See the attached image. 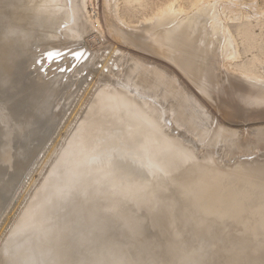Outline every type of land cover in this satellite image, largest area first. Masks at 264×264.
I'll list each match as a JSON object with an SVG mask.
<instances>
[{
    "label": "bare ground",
    "instance_id": "1",
    "mask_svg": "<svg viewBox=\"0 0 264 264\" xmlns=\"http://www.w3.org/2000/svg\"><path fill=\"white\" fill-rule=\"evenodd\" d=\"M98 2L101 13L100 17L102 19L100 21L102 25L100 26L105 27L102 30L104 29V33L112 38V40L114 39L113 41L109 40L105 34L103 36L102 32L97 29H95L97 30L95 33L92 32V29L94 30V17L88 14L86 10L87 0H0V189L5 190L6 187H11L16 183L20 170H23L27 166L36 149L41 147L43 140L48 136L50 127L55 123V119L59 118L51 110L52 103H54L53 99L56 96H60L59 91L62 90L63 86L76 84L78 85V90L81 88V84H85V80L90 78L83 92H80L84 94L80 97L81 99L79 98L78 105L75 104L77 109L73 108L75 112L72 113L80 110L78 115L80 119L76 117L79 119V122L76 124L74 121L76 125L73 128L71 136L68 137L64 147L58 148L55 160L53 158L52 165H49L50 169L48 173L35 190L36 199L35 195L32 196L34 201L33 198H30L32 202L30 205L28 203L29 209L26 210L29 212H27V215L24 213L26 217L20 215L21 217H18L20 221L14 219V223L16 221V225L20 224L19 226L21 227L18 226V228L16 225H14L15 228L12 227L14 229L18 228L16 229L17 232L9 228L11 229L8 230L9 235L15 232L17 234L15 233L16 236L14 234V238L13 235L9 236V239L5 242L6 244L4 243V246H2L1 250L3 253H1L2 256L0 254V264H61L58 246L61 242L59 231L67 219H74L75 221L78 219L79 221L74 224V228H72L69 234L83 235L88 232L90 236L91 230L96 228L99 219L106 216L105 212L101 214V210L104 209V205L107 203L103 204L101 202L103 198L109 200L108 206H111L113 203L112 209H118H115V211L117 216H121L119 218L123 221V225L127 217L129 221L132 220L131 213L130 215L127 214L126 217L125 203L127 201H133L139 208L147 201H156L153 199L147 200L144 196L143 188L145 183H132V180H130L132 173L136 169L128 165V160H130V157H135L139 151L128 152L131 148H127L128 150L125 148L126 136H130L135 142H138L139 148L145 149L146 155L151 161L150 165L155 172L158 169L160 170L161 166L159 165L163 162L161 160L165 158L164 161L166 163H163L167 166H163V173L166 179H172V176H174L172 172L176 168L173 167H184V163L192 165L190 168H184V174L194 176L187 178L186 182H179L178 189L179 194L188 200L187 208L195 206L196 214L191 217H183L181 215L183 213L178 212L175 208L172 211L175 222L178 219L179 224H182L183 227L187 226L189 229H196L205 220L206 222L209 221V228L212 231L215 230L214 235L217 241L231 238L228 240L229 244L227 246L225 244L226 247L224 248L226 252L230 250L236 251L239 245H246L245 254H241L236 258L235 264H255L258 261H264L263 253L261 256H259L260 253L256 257L254 255L256 250L264 251V210L262 211V208L264 209V193H261L259 189L257 190V186L262 185L260 184L262 178L259 180V175L257 179L253 178V175L249 176L257 180V182L260 181L259 184L255 180L256 183L253 181L254 184L253 182H250L252 183L250 184L249 181L252 180L249 179L248 181V178H244V176H248L249 172H252L254 175H257V172L260 173L261 170L264 172L262 168L264 166V158L259 159V156H264V152L259 153L261 150H264V128L258 129L254 127L255 131L253 130V133H249L250 136L244 140H247L246 142L242 141L240 137L242 142L239 141L240 139H236L235 136L237 134L234 131L235 129H228L229 125L226 129L227 125L224 127V124L218 121L217 124L215 123L217 127H212L213 131L211 132L212 128H205L208 120L206 117H209L205 115H207L208 111L204 110V112H207H203V109H201L203 105L199 101L200 99H197L196 94L193 95L195 89L198 88L201 93L209 96L210 99H213V97V100L217 99L214 92V83L210 77L211 72L204 67L205 64L207 65L205 62L206 56L211 57L208 55L211 52L210 44H213V39L211 42L206 37H209V35L205 36L208 31H205L202 27L198 33L196 31V27L199 24V15L211 11L212 6L208 8L202 7L193 16L189 13L191 17L179 19L177 18L179 8L177 10L174 6V0H166L162 3L157 2V4L154 3L155 1L153 4L152 0H98ZM214 3L216 4L217 2ZM189 4L187 3V5ZM214 17L211 19L213 22ZM210 23L212 24V22ZM217 23L219 24V22ZM217 23L214 24V28H211L214 34L220 31L217 30V27L220 29L221 26ZM236 33L242 37L240 43L244 45V52L251 50L257 45V37L260 33H253L251 23L240 24L236 28ZM195 34L196 36H194ZM229 35L231 34L229 33ZM215 36L217 38V35ZM192 39L195 40L193 47L198 48L200 46L201 53L205 56L197 64V61L195 62L191 59L190 50L188 49V43ZM117 40L121 43L118 44ZM218 40L220 41V38ZM86 41L87 43H85ZM222 42L219 44L220 46H223ZM231 42L229 44L232 45V51L231 55L228 54L230 56L228 57L234 60L239 57L240 52L236 49V44ZM53 48L57 49L53 51ZM215 50L217 51L214 48ZM225 52L223 55H225ZM212 54L219 58L216 55L217 53ZM259 55H253L248 65L237 64V67L244 73L242 74L247 81L249 79L250 84H254V80L258 82L264 78V72L260 71V73L253 70V66L258 65L257 63L264 64L262 62L264 60L263 57ZM213 58L211 57L210 60L212 61ZM226 59L224 60L226 61ZM215 60L213 61L218 64L217 61L219 60ZM32 64H34L33 68H31ZM169 64L176 65V69L178 65L182 73L190 78L192 84L194 83L196 86L193 90L194 92L187 85H184L182 89H178L174 84V76L178 72L176 74L173 71V76L172 68H170ZM228 70L226 69V71ZM178 71L180 70L178 69ZM33 73H36V75H32ZM64 78H69L70 82H63ZM176 78L178 79V76ZM249 83L246 85H249ZM75 86L72 87L74 90L76 89ZM256 86L254 85V88L258 91V86ZM254 88L249 89H253L254 96H257L258 92L255 94ZM205 99L203 100L207 105ZM217 100L219 101V99ZM213 102L215 104V101ZM205 103H203L204 106ZM65 106V109H67L68 103ZM226 108L228 107L226 106ZM231 108H235L236 110L239 106L231 105V107L229 106V110ZM240 108L243 107L240 106ZM247 109L245 108V111L249 112L250 109L253 110L250 107ZM208 110L210 111V108ZM242 111L243 113L245 112L244 110ZM202 112L205 114L204 117L201 115L203 114ZM243 116H245V119ZM243 116L242 120L245 121L246 115ZM252 119L250 118V120ZM70 120L72 121L73 119ZM252 122L249 123L252 124ZM233 126L236 127V124ZM241 126H243L242 123ZM53 128L51 130H54ZM175 129L177 133H174ZM223 130L226 131L225 133L228 132V134L224 135L221 132ZM209 132L212 134H210V143L219 141L226 148L222 154L224 158L230 159L234 155H250V153H255L254 151H256V156L259 158L244 159L245 161L243 158V161H240L239 158L237 159L239 162L234 160V165L229 163L232 165V168L226 163L225 167L227 166L231 169L232 173H237V177L233 174V178H229L228 174L231 172H229L228 168L227 171L229 173L225 167L216 165V155L213 156L212 150L205 152L203 156L207 155L206 157L208 158V156L212 155L210 159L212 160L214 157L213 160H216V162L213 161L216 163L214 167L213 165L211 166L213 163L211 160L207 161L209 164L211 162V164L206 165V159L203 160V156L201 158L198 157L202 152L199 155L197 150L193 148L196 145L195 141H204L209 136ZM63 135L65 136V134ZM64 136L61 135V137ZM136 138H138V141ZM53 140L56 141L58 139ZM21 142L23 144H20ZM15 143L20 145L15 147ZM213 144L215 145V143ZM56 146L54 147L56 148ZM125 149L127 152H125ZM49 150L47 149L46 151ZM52 151H54L53 146ZM50 152H47L48 155L52 154ZM48 155L46 156L48 157ZM37 156L39 157V155ZM164 156L168 158L166 159ZM120 158H122V161L119 160ZM198 158L202 160L200 162L204 163L203 165L198 163ZM45 160L48 161L49 159L45 158ZM41 168L40 170H42ZM141 168L143 169L144 167ZM223 168L225 169L224 171L222 170ZM251 168L256 169L254 170L256 173L250 171ZM258 168L262 169L257 171ZM262 172L261 174H264ZM30 175L32 176V174ZM22 177L24 176L20 178ZM33 178L36 179L35 177ZM174 179L176 178L174 177ZM162 181L166 185L167 182L165 180ZM245 185L247 186L245 187ZM249 185L256 186H253V189L252 187H248ZM259 186L258 188H260ZM26 187L29 189L28 185ZM245 188H250L251 190H246ZM244 191L247 192L243 193ZM259 192L261 195L263 194V199H260L261 195ZM96 193H100V196H95ZM186 193L191 195L189 196ZM79 196L83 197L82 200L86 201L84 204L78 205L75 202ZM250 197L252 198L250 199ZM117 198L118 202L115 201ZM52 201H56L59 206H50L49 202ZM65 203H70V209H67L68 211L66 212L67 215L54 223H48L50 219L58 215L59 209L64 207ZM211 204L214 205L212 206ZM28 206L26 207L28 208ZM108 206L107 208H109ZM34 208L35 210H33ZM23 211L26 212L25 210ZM21 218L23 221H21ZM159 218V214L155 215L153 224L157 223ZM230 223L231 226H229ZM34 224H36L35 228L31 229V225L34 226ZM139 224L136 223L135 226ZM29 225L31 228H29ZM11 226L13 225L11 224ZM221 226L224 227L221 229ZM10 231L15 232L10 233ZM122 231L121 235L125 233V228L123 233ZM177 233L180 234L181 232L178 231ZM229 235L232 237H229ZM123 236L125 235L123 234ZM89 238L92 239V236ZM110 240L108 243H110ZM106 243L107 241H105ZM249 246H251L250 251L247 250ZM252 247H255L256 250L254 249V254L251 255ZM143 248L142 245L141 249ZM172 250L169 248L170 252ZM190 255V258L192 256L194 258L195 256L193 254L192 256ZM4 256H6L5 259L2 258ZM181 256V259L179 256L177 257L179 260L177 259L176 261L181 260L186 263L190 260V258L187 260L188 254ZM165 257V259L163 257V263H159V259L157 262L153 259L155 262L147 264H167L166 261L170 262L171 257H175V255L171 254ZM112 258V256L109 257V259ZM169 258L170 261L166 260ZM219 259L221 258L219 257ZM128 262L115 259L112 264H143L139 260ZM190 262L191 264H195L197 261L191 259ZM98 264H111V262L105 260ZM188 264L190 263L188 262ZM221 264H233V261L229 259Z\"/></svg>",
    "mask_w": 264,
    "mask_h": 264
},
{
    "label": "rangeland",
    "instance_id": "2",
    "mask_svg": "<svg viewBox=\"0 0 264 264\" xmlns=\"http://www.w3.org/2000/svg\"><path fill=\"white\" fill-rule=\"evenodd\" d=\"M163 1L165 2L166 0H162V1L161 0H152V3L154 2V3L157 4V2L162 3ZM184 1H186L188 4L190 2L192 3L193 1L195 3L193 2L192 3L193 5L190 3L191 6H189L190 4L187 5V3L184 2ZM87 2L88 3H87V6H86V10H87L88 14H90V15H92L94 17V19H93V21H94V30L92 29V32L95 33L97 30H99V31L102 32L103 36L105 34V36H107V38H109V40L113 41L114 39L112 40V38H110L106 33H104L105 30L104 29L102 30V28H105V27L104 26H100V25H102V22H100V21H102V19L100 17L101 13H100V7H99L98 0H87ZM214 2H217V3L215 4ZM179 4H180V6H179ZM174 6L177 8V10L179 8V13H178L179 15L177 16V18H179V19H182V18H185V17H188V16L191 17V15L193 16L202 7H207L208 8L209 6H212V10L211 11H209V12L207 11V13L205 12L203 15L202 14L199 15V20H198L199 24L198 25L196 24L197 27H198V28L196 27V31L198 33L199 30H201L202 28L205 29V31H208L205 34V36L209 35V37L208 36H206V37L210 41L213 39V44L212 43L210 44L211 52L213 51L212 53H214V54L217 53L216 55H218L219 58L221 57L219 59V58H217V56L215 57V55H213L210 52L209 55L208 54L207 55L211 56L212 58L214 57L213 60H215V58H217V60H219V61H217V60H215V61H217L218 64L216 62H214L213 60L211 61L210 60L211 57L209 58L207 56L205 58V60H206L205 62L207 63V65L204 63L206 65V66L204 65L205 69L206 70L208 69V71L211 72L210 77L212 78L213 83H214V92L216 93L217 99H219V101L217 99L213 100L214 97H213V99H210L209 96L204 95L203 93H201V91H199L198 88L195 89L196 88L195 84L194 83L192 84V81L190 80V78H188L187 75L182 73V70L178 67V65H177V69H176V67H175L176 65H173V64L170 65L169 64L170 68H172L173 76H174V72L176 74L178 72V74H179V75L175 74L176 76H178V79L176 78V76H174V78H175L174 79V84L178 87V89H182V87L184 85H187L190 88V90L192 89V91L195 89V92L193 91L194 93L193 92L192 93H193V95L196 94L195 96L198 97L197 98L198 100L200 99L199 101L202 103V105L204 107V108L202 107L201 109H203V112H204V110H207L209 112L208 113L207 111H205V112H207V115L204 114L205 112L204 113L202 112L203 114H201L203 117H204V115L205 116H209V117H206L208 120H207V124H205L206 126L204 125L205 128L206 127H208V129H211L212 127L216 128L217 126L215 125V123L217 124V121H218L221 124H224L223 125L224 127L227 125L225 127L226 129H227L228 125H229L228 129H230V130L235 129L234 131H236V134H237V135L235 134L236 135L235 136L236 139L242 138V141H244L245 139H247V137L250 136V134H249L250 132L253 133V130L255 131V129H253L254 127L255 128L257 127L258 129L259 128L260 129L264 128V104H263L264 103V78H262L261 81H258V82L254 80L253 81L254 84H250L249 83V79L247 81V79L243 76L244 73L237 67V64L240 65V63L248 65L249 61H250V59L252 58L253 55H259L260 54L261 56L260 55L259 56L263 57V59H264V54H261V53H264V0H217V1L216 0H188V1L187 0H174ZM188 7H190V8H188ZM183 9H185V10H183ZM212 17H214L216 19V20L214 19V22L211 20ZM206 20H208V21H206ZM200 22H202L204 26ZM210 22H212L213 25ZM217 22H219L220 25ZM257 22L259 23V25H258ZM207 23H208V25H207ZM215 23H217L219 26H221L220 29L217 27L218 31L222 30L221 32L220 31L218 32L220 35L217 32H215V34H214L213 29H211V28H214V24ZM250 23H251V26H252L253 33H255V34H259L260 33V35H258V37H257V45L254 48H252L251 50L244 52V45H243V43H240L242 41V37L240 35H237L236 28L240 24H250ZM131 24L135 25L134 23H131ZM200 24H201V26H200ZM262 24H263V26H262ZM205 26H207V28H205ZM259 28H260V30H259ZM95 29H97V30H95ZM223 32H225L226 35L228 34V36H226L225 33H223ZM227 32H229L232 35V37ZM196 34L194 36H196ZM215 35H217L218 39L220 38V41L216 38ZM229 36L231 38H233L234 40L231 39ZM194 38H196V37H194ZM216 39L219 41V43H218V41ZM229 39H231V40L229 41ZM231 41L234 42V44H236V46H237L236 49H238L239 52H240L239 53L240 54L239 57L237 59H234V60L229 58L230 57L229 55H231V51H232V45L229 44V42H231ZM235 41H236V43H235ZM117 42H118V44L121 43L118 40H117ZM216 42H217V44H216ZM221 42L223 43V46L219 45V44H221ZM85 43H87V41ZM194 44H195V40L192 39L190 41V43H188V49L190 50L189 53L191 54V59H193V61H195V62L197 61L196 62V64H197V63H199L202 60V57H205V56H204L203 53H201V49L199 48L200 46L198 48H194L193 47ZM85 45H88V44H85ZM35 46H33V47H35ZM215 46L216 47L219 46V47L216 48ZM214 48L217 49V51L216 50L214 51ZM221 49H223L222 51H224V52L226 51L225 52L226 57H224L225 56V55H223L224 52H222ZM220 52H221V54H220ZM257 52H259V53H257ZM226 58L227 59L229 58L228 59L229 61ZM224 59H226V61ZM262 62H264V60ZM224 63H226V64H224ZM257 64L258 65L260 64V65L259 66L258 65H254L253 66V70H255L256 72H260V71L264 72V64L263 63H257ZM224 65H226V66H224ZM33 66H34V64H32L31 68H33ZM172 66H174L175 69ZM178 69L180 71H178ZM226 69H229V70L226 71ZM229 71H230V74H229ZM231 71H233V72L231 73ZM238 73H240V74H238ZM32 75L35 76L36 73H33ZM181 75L184 76V77H182ZM230 75H231V77L233 79L230 77ZM179 78H180V80H179ZM186 78H188V79H186ZM89 79L87 78L85 80V82L87 83L88 81H90ZM237 79H239V80L237 81ZM69 80H70L69 78H66V79L64 78L63 82H67L68 83V82H70ZM186 80H187V82H186ZM231 80H233V81H231ZM180 81H182V82H180ZM244 81H246V82L244 83ZM85 82H83V83H85ZM255 82L257 83V86H258V89H259V90L257 89L258 91H256V88H254V85L256 86ZM259 82H261V83H259ZM86 83L85 84H81V88L82 89L80 88L78 90H77L78 85H76V84H68L66 86H63L62 90L59 91L60 92L59 95L61 97L60 96H56V98L53 99L54 103H52V107H51L52 112L57 114L58 117H59V118L55 119V123L57 122V120H58V122L56 124L53 123L52 126L50 127L51 129L54 127L53 128L54 130L50 129V132H48V136L46 137V139L43 140V142H42L43 144L41 145V147H39V149H36V152L32 155V157L29 160V163L27 164V166L25 168H23V170H20L19 178L21 176H24V177H22L20 179L18 178L16 183L13 184L11 187H6L5 190L0 189V201H1L0 202L1 203L0 204V254L3 253L1 249H2V246H4V243L6 242V240L9 239L8 237L13 235V238H14V234L17 232L16 229L21 227V226H19L20 224L18 225L19 227L16 225V221L18 220V217H21V216L26 217V216H24V213H26V215H27V212H29V211H27L29 209L28 203L30 205V203L32 202L31 201V199L33 198L32 196L35 195V199H36L37 196H36L35 190L39 187V184L42 182V179L48 173V170L50 169V166L53 163L52 162L53 158H54V160L56 158L55 155H56L57 150H59L60 148L64 147V144L67 141L68 137L71 136V134H72L74 126L79 122L80 116L78 117V115L80 113V110L76 111V113H72V112H75L73 110V108L75 109L77 107L75 104L78 105V101H80L79 98L82 97V95L84 94V93H80V92H83V89H84ZM188 83L189 84L191 83L190 86H189ZM247 83H249V85H246ZM258 84L259 85L262 84L263 86L262 85L259 86ZM242 85H243V87H242ZM250 85H252V87L255 89V91H256L255 94L258 92L257 96L256 95L254 96L253 89L252 90L249 89V88H252V87H250ZM73 86H75V88H76L75 90H74V88H72ZM248 86H249V88H248ZM248 90H249V92H252V93L249 94ZM196 91H197V93H196ZM72 93H74V94H72ZM198 94H199V96L201 95L202 97L200 96L201 97L200 98L198 96ZM74 97L76 98V100H75ZM69 98H70V100L72 99V101H70ZM202 98L203 99L206 98L205 100L207 101V105H206L205 101ZM201 100H203V101H201ZM213 101H215V104H214ZM67 103H68V107H67V109H65L66 106H67V105L65 106V104H67ZM203 103H205L206 107L204 106ZM208 103L210 104V106H209ZM72 104H74V105H72ZM211 104L212 105L214 104L215 107H214V105L212 107ZM225 105L228 108H226ZM231 105H235L236 107L239 106V108H236V110H235V108L234 109L231 108V109H232V111L235 110L236 113H239V112L240 113L236 114L235 111L232 112L231 109L229 110V106L231 107ZM207 106H209V107H207ZM240 106L243 107V108H240ZM244 106H247V107H245L246 110H248L247 108H249V107L253 108V110L250 109L249 112L245 111ZM70 108L73 111H71ZM209 108H210V111L208 110ZM212 108H214V109H212ZM81 109H82V107H81ZM242 110H244L245 112L243 113ZM64 111H66V112H64ZM69 111H71V112H69ZM260 111H261V113H260ZM231 112H232V114H230ZM246 112H248V113H246ZM59 114H60L61 117L59 116ZM240 114H242V115L240 116ZM66 115H67V117H66ZM243 115H246V120L245 121L242 120L243 117L245 119V116H243ZM76 117H78L79 119H77ZM250 118H253V119L250 120ZM59 119H60V121H59ZM70 119H73V120L71 121ZM75 119H77V120H75ZM235 119H237V120H235ZM240 119L242 121H244V122H242ZM261 119H262L263 122L261 121ZM69 120H70V122H69ZM74 121H75L76 124L74 123ZM249 122H252V124H250ZM241 123L243 124V126H241ZM65 124H66V126H65ZM235 124H236V127L233 126ZM60 126H61V128H60ZM242 127H244L245 129L242 128ZM248 127H250V128L248 129ZM213 128L210 130L211 132L213 131ZM237 128H238V130H236ZM223 131H221V132L224 135L228 134V132L225 133L226 131H224V132ZM211 132H209V134H208L209 136L207 135L208 137L205 138V140H204L205 142L197 140V141H195V144L198 145V146L195 145L193 147L194 150H197L199 155L202 152V154L200 156H198L199 158H201L204 155L205 152H210V150H212L211 153L213 154V156L216 155L215 158L217 160V164L213 162V161L216 162V160H213L214 157H213L212 160L210 159L212 157V155L208 156V158L206 157L207 155L203 156V158H204L203 160L206 159L205 160L206 162L204 161L206 165L209 164L207 161H210V160H211V162H213L212 164L210 162L211 166L213 165V167L215 166V164L219 165V166L221 165V167H225L226 163L227 164H229V163L233 164L239 158H240V161H243L244 159L251 160L253 158H259V157H260L259 159H263L264 158L263 155H261L259 157L256 156L257 153H256V151H254L255 153H250V155H244V154L243 155H234V156L230 157V159L229 158L226 159L222 155L223 151L226 149L224 146H222V143L219 142V141H216V142L213 141V143H215V145L213 143H210V137H211L210 134H211ZM174 133H177L176 129L174 130ZM63 134H65V136ZM61 135L64 136V137H61ZM56 136H58V137H56ZM126 137H127V140L125 141V148L126 149L127 148H131V149H129L128 152H132L134 150L139 151L135 155V157H130L129 158L130 160H128V162H129L128 165H131L133 169H136L132 173V176H131L130 180H132L131 181L132 183H138V182H139V184L145 183L144 188H143V192H144L143 194H145L144 196L147 198V200L153 199V200H156V201H147L145 204L143 203V205L140 208L137 205H135L133 203V201H127L125 203L126 217H127V214L130 215V213H131L132 220L129 221V218L127 217V220L125 219V224H124L125 226H124L122 224L123 221L119 218L121 216H117V214H116V211H115L116 208H114V209L111 208L113 203L111 204V206H108L109 205L108 204L109 200L103 198V201L101 200V202L103 204L106 203V202L107 203L104 205V209L101 210V214L103 212H105L106 216L101 218V219H99V223L96 226V228L91 230L90 236H92V239L89 238L90 236H89L88 232L84 233L83 235H79V234L71 235V234H69L71 232L72 228H74V224H76V222H79V221H78V219L76 221L74 219H67L64 222L63 227L59 231V236H60L61 242H60V244L58 246H59V253H60V257H61V264H84L85 260H86L85 264H98V263L103 262L105 260L110 261L111 264H112V262L115 259H119V260H123V261H127V262H128V260H129V262L131 260H133V261H138L139 260V261H142L143 264H147V263H150V262H155V261H153V259H155L156 262H157L158 259H159L158 262L159 263H163V261H164L163 257L165 259L166 258L165 256H169L171 254L175 255V257H171L172 258L171 261L175 258V260H173L175 263L172 261L171 264H183L184 262H182L181 260L180 261H176V260L178 259L177 257L180 256V259H181V257H182L181 255H185V254L186 255L188 254L187 260L190 258L189 257L190 254H191L190 256H192V254L195 255V256L197 255L196 257L194 256V258H192L193 256L190 258V260L193 259V260L197 261V262H195V264H221L223 262H226L229 259L231 261H233V264H235L234 261L237 260L236 258H238L241 254H245L246 245H243V246L239 245L236 248V251L230 250V251L226 252L224 247H226L229 244L228 240H230L231 238H225L224 241L223 240L217 241V239L215 238V235H214L215 234V230L212 231L209 228V226H210L209 225L210 224L209 221L206 222V220H205L196 229H191V228L189 229L187 226L183 227L182 224H179L178 219H176V222L174 220V217L172 215V211L175 208L177 209L178 212L183 213V214H181L183 217H187V216L191 217V216L196 214V211H195V208H194L195 206L193 208L192 207H188L187 208L188 200H186V198H184L183 196H181V194H179V189H178L179 182H186L187 178L194 176V175L193 176L192 175L189 176L186 173L184 174V172H185L184 168H188V167L190 168L192 165H188L190 163H187V165H186V163H184L183 164L184 167H182V166L181 167H177V166L173 167V168H176L173 171L174 173L172 172V174H174V176H172V179H166V177H165V175L163 173L164 172L163 171L164 170L163 166H167V165L164 164V163H166L164 161L165 158L161 160L164 163L162 162L161 165H159V166H161L160 170L158 169L157 172H155L153 170V167L150 165L151 161L147 157L145 149H143L142 147L139 148V143L135 142V140L133 138H130V136H126ZM52 138L53 139L57 138L58 139V140H56L57 142L55 140H53ZM59 138H60V140H59ZM128 140H131V141H128ZM136 140L138 141V138H136ZM51 141L53 142L54 145L52 144ZM54 141L56 142V144H55ZM239 141H241V139ZM246 141H244V142H246ZM45 142H47V143H45ZM62 142H63V144H61ZM217 142H218V144L216 145ZM208 143H210V144L207 145ZM20 144H23V143L21 142ZM20 144H18V145H20ZM46 144L50 145V147H48V145H46ZM212 144H213V146H212ZM220 144H221V146H220ZM18 145L15 143V147H18ZM55 145H57L56 148L54 147ZM52 146H53V150L54 151H52ZM208 146H210V147H208ZM214 147H216V148H214ZM44 148L46 150L47 149L49 150V148H50L49 151H51L52 154L48 155L49 151H46ZM126 149H125V152H127ZM213 149H214V151H213ZM262 152H264V150H261L259 153H262ZM43 153L48 155V157L45 154H43ZM37 155H39V157ZM44 157L46 159H49V160L48 161L45 160ZM164 157H166V156H164ZM250 157H252V158H250ZM167 158L168 157H166V159ZM199 158H198V160L197 159H195V160L199 161L198 163L199 164L201 163V165H203L204 163L200 162L202 160H200ZM242 158H243V160H242ZM44 160H45V162H43ZM119 160L122 161V158H120ZM218 160H219V162H218ZM237 162H239V160ZM42 165H45V166H42ZM177 165H180V164H177ZM145 166H147V167H145ZM231 166L232 165H230V168H232ZM41 167H43V168H41ZM141 167H144V168L142 169ZM156 167L159 168L157 165H156ZM40 168L42 170H40ZM225 168H226V171H227L228 167L226 166ZM262 168H263V171H264V166ZM34 169H35V171H34ZM261 169L258 168L257 171L261 170ZM149 170H152L154 172L149 171ZM180 170H182V171H180ZM222 170L224 171L225 169L223 168ZM254 170H256V169H254V168L250 169V171L255 172ZM229 172L232 173V170L229 169ZM261 172H262V170L260 171V173H258V172L256 173L255 172L257 175H254L252 172H249V174L247 173L248 176H244V178L245 177H246V179L248 178V181H249V179L252 180V181H249V183H250V182H253L255 180L253 178L257 179V177L259 175V177H258L259 180L262 178V180H261L262 182L260 184H262L261 186L264 187V185H263L264 184V180H263L264 179V174H261ZM23 173H24V175H23ZM179 173H181V174H179ZM231 173L228 174L229 178L234 176L233 174H235L233 172L232 175H231ZM262 173H264V172H262ZM30 174H32V176ZM236 174H235V177H237ZM247 174H245V175H247ZM36 175H39V176H36ZM185 176H186V178H185ZM249 176H252L253 178L249 177ZM33 177H35L37 180L34 179ZM174 177L176 179H174ZM241 177L243 178V176H241ZM184 178H185V180H183ZM162 180H165L167 182L166 185H164ZM255 181L257 182V180H255ZM25 182H26V184H25ZM254 182H253V184H254ZM259 182L260 181H258L257 183L259 184ZM24 184H25V186H24ZM29 184H31L30 187H29ZM250 184H252V183H250ZM27 185H28L29 189H27V187H26ZM247 185H248V183H247ZM247 185H245V187ZM256 185H249L248 187H252L254 189V187ZM258 186H257V190L259 189V190H261L260 191L261 193H264L263 192L264 188L259 186L260 188H262V189H260V188H258ZM23 187H24V189H22ZM132 189H134V188H132ZM249 189H246V190H249ZM246 192L247 191H244L243 193H246ZM261 193H260V195H261ZM113 195H116V194H113ZM187 195L190 196L191 194H187ZM95 196L99 197L100 193L99 194L96 193ZM95 196H94V198H96ZM262 196H263V194L260 196L261 197L260 199H263ZM22 198H23V200H22ZM82 198H81V196H79L76 199L77 201H75V202H77L78 205L79 204L80 205L84 204L86 201L82 200ZM251 198L252 197H250V199ZM29 200H30V202H29ZM125 200H127V199L125 198ZM246 200H248V199L246 198ZM2 201L3 202L5 201V203H3ZM33 201H34V198H33ZM115 201L118 202L119 201L118 198ZM49 204H50V206H54V207H56V205H57L56 201L49 202ZM64 205H65L64 207H61L59 209L60 211H59L58 215H56V217L50 219L48 221V223H54L57 220H59L60 218H64L67 215L66 212L68 211L67 209H70V203H65ZM26 206H28V208ZM57 206H59V205H57ZM107 206L109 208H107ZM23 210H25L26 212H24ZM33 210H35V208ZM116 210H118V209H116ZM263 210L264 209L262 208V211ZM157 214L160 215V218L158 219V222L155 223L156 224L155 225V224H153V220H154L155 215H157ZM107 218H109V219H107ZM14 219L16 220L15 223H14ZM110 219L112 221H114V222H112ZM18 221H20V219ZM21 221H23V219ZM110 221L112 222V224H110L111 223ZM136 223H138V224L142 223V225L139 224V225L135 226ZM175 223H177L178 225L175 224ZM11 224L13 226H11ZM14 225H16V227H18V228L14 229L15 228ZM21 225H23V224H21ZM32 225H31L32 228L30 227V225H29V228H31V229L35 228L36 224H34V226H32ZM229 226H231V223H230ZM12 227H14V228H12ZM123 227L125 228V233H123V231H124ZM133 227H134V229H133ZM222 227H224V226H221V229H222ZM9 228L14 229L16 232L15 231H12V232L10 231V233H13V232H15V233L12 234V235L11 234L9 235V231L8 230H11ZM241 228H242V226H241ZM2 229H3V231H2ZM177 229H178V231L181 232L180 234L177 233L178 232ZM223 229H225V228H223ZM236 230H238V229H236ZM121 231H122V233L125 236H123V234L121 235ZM18 232H19V230H18ZM16 234H15V236H16ZM236 234H238V233H236ZM231 235H229V237ZM12 240H14V239H12ZM109 240H110L111 244L108 243ZM105 241H107L106 244H105ZM8 242H10V241H8ZM18 243H19V240H18ZM252 243H255V242H252ZM225 244H226V246H225ZM142 245H143L144 248H146V247H148V248L141 249ZM250 247L251 246H249L247 250H249ZM256 247H257V245H256ZM169 248L173 249L172 252L169 251ZM258 248H260V247H258ZM254 249H255V247H252L251 255L254 254ZM256 251H258V250H256ZM256 251H255V254H254L255 257H256L257 254L259 255V253H260L259 256H261L262 253L264 254V251H261V250H259L258 252H256ZM176 255H178V256L176 257ZM1 256H2V254H1ZM110 256H112L113 258L109 259ZM219 257L221 259H219ZM2 258L5 259L6 256H4ZM160 260H161V262H160ZM166 260L170 261V258L166 259ZM190 260H188V262L191 264L192 261L190 262ZM166 262H167V264L170 263L168 261H166ZM188 262H186L184 264H188ZM192 263H194V262H192ZM255 264H264V261H260V262L258 261Z\"/></svg>",
    "mask_w": 264,
    "mask_h": 264
},
{
    "label": "water",
    "instance_id": "3",
    "mask_svg": "<svg viewBox=\"0 0 264 264\" xmlns=\"http://www.w3.org/2000/svg\"><path fill=\"white\" fill-rule=\"evenodd\" d=\"M57 48H53V51H55Z\"/></svg>",
    "mask_w": 264,
    "mask_h": 264
}]
</instances>
